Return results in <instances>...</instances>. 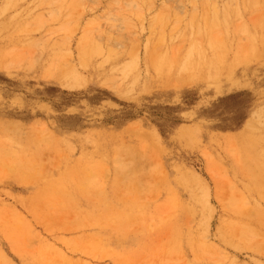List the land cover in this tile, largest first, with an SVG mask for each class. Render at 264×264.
Returning <instances> with one entry per match:
<instances>
[{
  "label": "rangeland",
  "instance_id": "rangeland-1",
  "mask_svg": "<svg viewBox=\"0 0 264 264\" xmlns=\"http://www.w3.org/2000/svg\"><path fill=\"white\" fill-rule=\"evenodd\" d=\"M80 43L124 96L90 66L76 90L42 80ZM199 50L220 89L185 84ZM260 105L264 0H0V264H264V117L243 134ZM105 138L123 172L76 163ZM204 191L206 249L179 240Z\"/></svg>",
  "mask_w": 264,
  "mask_h": 264
},
{
  "label": "bare ground",
  "instance_id": "bare-ground-1",
  "mask_svg": "<svg viewBox=\"0 0 264 264\" xmlns=\"http://www.w3.org/2000/svg\"><path fill=\"white\" fill-rule=\"evenodd\" d=\"M79 55H75V53L70 52L69 53V58L62 63V65H58L57 67L53 64L50 63V60L48 59L47 64H51V66H46L44 65L43 70L41 72L43 81H45L47 84L54 85L56 87H59L64 90H76L78 87H81L82 81L85 82V77L82 72V66H86L89 68H93L94 72L97 76V80L100 82V84L104 87H107L111 89L116 95L118 96H124L125 91L123 88L119 85H116L115 82L111 81V74L110 71L106 72L104 71L101 66H96L95 63L89 64L88 62L86 63L84 59V54L85 53V48L81 46V43L79 44ZM83 50V51H82ZM186 61L184 63V68L186 69H191L195 70V73H192V79L190 76V80H188L185 84L187 85H197L201 83V81H208L213 80L215 83L214 85L217 86L218 89L221 88L222 85V73H223V66L220 64V62L217 59H214L213 56H209L208 54H202V52L199 50L197 54H195L194 51H190L187 56H186ZM197 61V62H196ZM12 63H9L6 65V70L9 72H12L15 69H21L24 70L23 66L21 67H16L15 69L12 66ZM5 69V66H2ZM92 70V69H91ZM94 73H92L93 75ZM94 74V75H95ZM104 74V75H102ZM93 75V76H94ZM102 75V76H101ZM105 79H103V78ZM229 80H235V78H231ZM233 82V81H232ZM264 117V105L258 106L254 111L251 113L250 117L246 120L244 128H243V134L248 135L249 133H252L251 131L256 127L257 122L260 119H263ZM187 132V128H183L180 130L179 135H184ZM158 136V133H157ZM71 138H75L71 136ZM86 139L85 137H80L79 140H76L79 143L86 144ZM108 138L105 139H98L97 141L99 142L100 146H96L99 151V155L93 156L91 154H86L82 157L81 160H78L76 163L81 164L83 160H86L87 162H96L99 160L101 157H106V159L109 162H115L118 169H124L127 168L128 166L125 163H122L120 161V156L118 151H114L111 148H109ZM101 153H104L106 156H101ZM112 153L114 155H112ZM89 173H95V170L97 168L92 167L87 168ZM122 170H118L119 172H123ZM199 179L205 183L204 179L200 176ZM88 180V179H86ZM210 198H209V192L204 191L199 197L198 195H193L190 200L187 202L183 203V212L181 213L180 216V222L184 223L187 219H197L198 224L202 227V232L194 233L192 229L187 230L186 232H180L179 233V240L181 242L186 243L188 246H195L197 242L203 246L204 249L208 248L210 246V243L208 241V235L206 233L208 226H209V221H210V216L204 214L199 207H210ZM189 222V221H188Z\"/></svg>",
  "mask_w": 264,
  "mask_h": 264
}]
</instances>
